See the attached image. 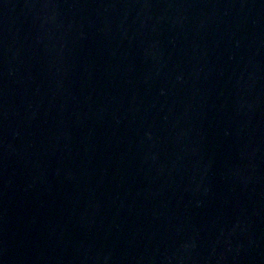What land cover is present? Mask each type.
Wrapping results in <instances>:
<instances>
[{"label": "water", "instance_id": "obj_1", "mask_svg": "<svg viewBox=\"0 0 264 264\" xmlns=\"http://www.w3.org/2000/svg\"><path fill=\"white\" fill-rule=\"evenodd\" d=\"M0 264H264V0H0Z\"/></svg>", "mask_w": 264, "mask_h": 264}]
</instances>
